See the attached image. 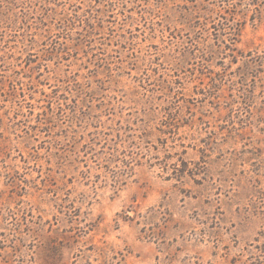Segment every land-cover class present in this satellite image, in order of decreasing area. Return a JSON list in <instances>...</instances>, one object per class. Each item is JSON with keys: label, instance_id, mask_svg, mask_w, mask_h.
<instances>
[{"label": "rangeland", "instance_id": "rangeland-1", "mask_svg": "<svg viewBox=\"0 0 264 264\" xmlns=\"http://www.w3.org/2000/svg\"><path fill=\"white\" fill-rule=\"evenodd\" d=\"M0 264H264V0H0Z\"/></svg>", "mask_w": 264, "mask_h": 264}, {"label": "trees", "instance_id": "trees-1", "mask_svg": "<svg viewBox=\"0 0 264 264\" xmlns=\"http://www.w3.org/2000/svg\"><path fill=\"white\" fill-rule=\"evenodd\" d=\"M237 25L238 24H236V22H219L214 23L213 26H209L206 22H200V20H198L192 26V36H190L193 38V40H190L192 42V45L186 46L184 48V50L182 51V58L179 59V61L182 64H189L194 60L198 61L201 66L200 70L202 75H207V73L204 72L203 68H208L207 70L212 73L211 76H208L211 80L210 88H219V83L221 81V79L219 78L220 73L216 72L213 75V72L209 68L210 64H212L216 58H221V60H224L229 56H233V59L238 61L239 59L237 57V54L244 56L243 52L240 51L237 47V44L240 42L241 31ZM165 54H168V52H166ZM243 76H245L244 78L247 80V76L245 73L243 74ZM248 93L250 92H246V95H248V97H251ZM167 115L172 118V120H175L177 117V111L173 108H168ZM167 126L177 127L178 125L172 123ZM171 131L172 130H170V132ZM161 133H163L164 135H168L169 131L164 130L161 131ZM181 161L184 165L183 169L179 167L177 163H174L175 167L173 170V174L176 175L177 179L182 178L187 171H189L191 175L196 174L194 169L189 170V168H186L188 167L187 161ZM163 169V171H168L167 166H165Z\"/></svg>", "mask_w": 264, "mask_h": 264}]
</instances>
